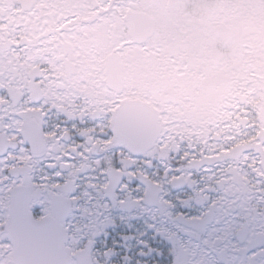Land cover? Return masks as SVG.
<instances>
[{
    "label": "snow or ice",
    "instance_id": "1",
    "mask_svg": "<svg viewBox=\"0 0 264 264\" xmlns=\"http://www.w3.org/2000/svg\"><path fill=\"white\" fill-rule=\"evenodd\" d=\"M15 11L0 15V159L27 162L61 117L90 125L81 135L99 128L105 148L228 128L264 154V0H19ZM31 198L23 183L12 195ZM50 203L41 219L59 218ZM17 247L0 243V264Z\"/></svg>",
    "mask_w": 264,
    "mask_h": 264
},
{
    "label": "flooded vegetation",
    "instance_id": "2",
    "mask_svg": "<svg viewBox=\"0 0 264 264\" xmlns=\"http://www.w3.org/2000/svg\"><path fill=\"white\" fill-rule=\"evenodd\" d=\"M75 123L45 124L27 162L0 159V243H18L8 264H264V154L246 136L189 129L166 146L105 148L99 128ZM20 183L30 207L12 199ZM50 202L59 218L41 219Z\"/></svg>",
    "mask_w": 264,
    "mask_h": 264
}]
</instances>
